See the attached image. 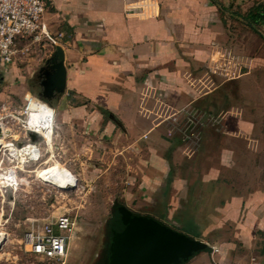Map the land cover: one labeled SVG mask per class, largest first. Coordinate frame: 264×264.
I'll return each mask as SVG.
<instances>
[{
	"label": "crops",
	"instance_id": "crops-1",
	"mask_svg": "<svg viewBox=\"0 0 264 264\" xmlns=\"http://www.w3.org/2000/svg\"><path fill=\"white\" fill-rule=\"evenodd\" d=\"M44 27L62 47L66 67L64 92L47 104L59 114L52 141L111 140L117 154L135 155L127 187L134 191L124 204L116 201L192 238L207 236L223 256L219 264L237 261L225 255L234 253L231 237L247 239L252 228L264 233L260 150L227 129L238 120L240 132L249 130L250 94L262 100L264 0H47ZM223 50L249 59L250 70L228 80L215 75L212 88L200 92L197 82ZM146 84L181 114L210 115L193 154L185 156L180 139L168 135V122L153 127L138 115ZM232 85L239 119L229 116ZM246 239L244 247H251ZM203 252L184 264H200Z\"/></svg>",
	"mask_w": 264,
	"mask_h": 264
},
{
	"label": "rangeland",
	"instance_id": "rangeland-1",
	"mask_svg": "<svg viewBox=\"0 0 264 264\" xmlns=\"http://www.w3.org/2000/svg\"><path fill=\"white\" fill-rule=\"evenodd\" d=\"M54 49L55 44L48 39L39 43L21 40L17 43V52L13 61L0 65V168L10 164L18 166L15 167L18 168L15 169L16 173L18 170L16 185L6 189L0 185V229L8 233V240L0 248V264H49L39 261L25 251L21 238L32 223L54 220L57 215L64 212L75 219V228L69 242L66 264H104L106 247L109 242L112 203L114 200H118L124 204L126 193L134 191L132 188H127L132 185V183H128V180H132L130 177L133 172L132 168L136 163H139V159L126 151L124 155L117 154L114 149L116 144L111 140H104L106 141L105 146H102L96 139L81 140L82 138H78V135H72L76 137L73 142L65 141L64 144L63 142L61 144L53 142L52 134L55 133L59 118V114L54 108L53 113L49 108L48 114L43 115L47 120L50 115H54L50 132L46 121L29 123L28 126L29 130L44 135L43 139L40 134L33 132L38 135L34 141L39 143L42 149L39 160L18 159L17 162L11 161L9 158L12 157L8 156L7 150L3 152L5 154L1 155L3 147L7 145V139L10 140L9 137L11 140L13 138L31 140L30 132L23 126L27 117L26 95L29 98V92L35 93L38 85V69L44 64L45 59L50 57ZM249 65L248 59L244 70H250ZM231 90L229 116L232 118L237 116L239 119L241 112L236 110L239 97H237V93L233 92L238 90L237 86L232 85ZM250 95L251 103L247 104V117L252 118V120H248L250 129L240 132L241 127L238 120L231 121L227 129L231 133L241 134L240 136L244 140H247L246 137H248L250 140V145L246 141L248 148L260 150L261 157L257 163L264 166V92L262 100L259 98L261 101L256 100L254 94ZM32 96L36 97L34 94ZM43 104L48 106L44 102ZM261 106L262 108H260ZM37 107L39 106L37 105ZM234 107L235 109H233ZM189 112L181 114L178 121L173 123L174 125L169 124L171 132L169 131L168 135L178 137L183 149H186L189 144L185 133L192 125V123L189 124L188 117L194 115V118H198L199 124L195 127L198 132L205 126L206 119L210 118V115L204 110L202 111L204 116L200 111L189 110ZM203 121L204 124H200ZM177 126H180L182 130L174 131ZM32 127L33 129H31ZM196 147L197 145L193 149ZM192 152L194 153V151ZM185 156L188 155L185 154ZM68 177L76 180L75 186L69 189L62 186ZM44 179H48L50 182ZM244 220L243 212L239 223ZM250 234L247 239L240 236L231 237L234 238L236 244L234 253L229 251L224 254L227 257L237 258L236 260L246 259L253 254H260L264 257V233L260 234L258 230L255 232V229L252 228ZM192 237L196 236L192 235ZM200 239L209 243L207 236ZM226 239L228 237L223 236L220 241L224 242ZM245 239L251 247H244ZM221 255L218 257L217 253L213 262L209 251H204L199 258L205 257V259L200 264H219L223 258Z\"/></svg>",
	"mask_w": 264,
	"mask_h": 264
},
{
	"label": "built area",
	"instance_id": "built-area-1",
	"mask_svg": "<svg viewBox=\"0 0 264 264\" xmlns=\"http://www.w3.org/2000/svg\"><path fill=\"white\" fill-rule=\"evenodd\" d=\"M46 9L47 0H0V65L13 61L14 55L17 52V43L21 40H29L32 43H39L45 39L53 41L52 36H50L44 27ZM210 61L211 64L205 76L197 82L200 92L212 88L214 85L213 76L215 75L220 76L224 80L239 76L243 72L244 67L247 66L248 59L237 60L229 50H223L222 53L218 52L217 56L211 58ZM35 99L37 98L35 97ZM26 100V115L28 117L30 98L27 95ZM188 112L189 110H185L183 113ZM137 113L141 117L148 119L153 127L165 122L175 124L181 115V111H176L155 91V88L147 84L141 88L139 93ZM27 117L23 126L31 132L27 127ZM194 117V115L188 117L189 124L192 123V125L189 131L185 133V137L189 139L187 141L189 144H187V148L185 149V154L187 155L194 151L193 148L197 145L199 139V132L195 129L199 124V120ZM200 124L203 123L201 122ZM168 129V132H171L170 127ZM177 130L181 131L182 128L177 126L174 131ZM9 139V141L7 139V145L3 147L1 155L5 154L3 152L7 150L8 156L12 157L9 158L11 161L15 160L17 162L18 159L36 161L41 157L42 149L36 141H31L28 138H24L23 140L13 138L11 140L9 137ZM19 141L20 144L18 143ZM14 153H17V156ZM15 167H18L17 164H10L7 167L0 168V176H2L0 178V185L2 188L6 189L16 185L18 170L16 173L15 169L18 168ZM74 228L75 219L70 214L64 212L57 215L54 220L32 223L25 230L21 242L24 245L25 251L39 261H45L49 264H66L69 242ZM210 246L211 258L214 262V256L219 251V248L215 245ZM232 264H264V260L257 255H250L246 259L237 260Z\"/></svg>",
	"mask_w": 264,
	"mask_h": 264
},
{
	"label": "water",
	"instance_id": "water-1",
	"mask_svg": "<svg viewBox=\"0 0 264 264\" xmlns=\"http://www.w3.org/2000/svg\"><path fill=\"white\" fill-rule=\"evenodd\" d=\"M44 74V78L41 75ZM38 99L52 107L50 100L60 96L66 86L64 51L57 45L37 72ZM32 141L37 134L30 132ZM20 144V142H18ZM2 245H0L1 248ZM211 246L172 229L151 216L132 212L124 205L112 209L106 258L109 264H184Z\"/></svg>",
	"mask_w": 264,
	"mask_h": 264
},
{
	"label": "bare ground",
	"instance_id": "bare-ground-1",
	"mask_svg": "<svg viewBox=\"0 0 264 264\" xmlns=\"http://www.w3.org/2000/svg\"><path fill=\"white\" fill-rule=\"evenodd\" d=\"M29 98H30V102L28 104V112H29V114H28V117H27V127L29 126V123H40V122L46 121L48 126H49L48 127L49 128L48 131L50 132L51 129H52V126H53V115H50L48 120L45 119V117H43V115H47L48 114L49 107L48 106H44L43 102H41L39 99L32 98L31 95L29 96ZM36 102H38L37 105L39 107H37ZM44 124H46V123H44ZM31 129H33V127ZM31 132H35L37 134H40L37 131H31ZM40 135L44 139V135L43 134H40ZM44 142L46 144H48L47 141L44 140ZM21 152H19V153H21ZM14 154L17 156V153H14ZM69 176H71V175H69ZM44 180L47 181V182H50L48 179L47 180L44 179ZM75 181L76 180L74 178L71 179V177H68L66 182H64V184H62V186L64 188L65 187L66 188L74 187L75 183H76ZM7 240H8V233L5 232L3 229H0V245H3Z\"/></svg>",
	"mask_w": 264,
	"mask_h": 264
},
{
	"label": "trees",
	"instance_id": "trees-1",
	"mask_svg": "<svg viewBox=\"0 0 264 264\" xmlns=\"http://www.w3.org/2000/svg\"><path fill=\"white\" fill-rule=\"evenodd\" d=\"M119 205H120V203H118L116 200H114L113 203H112L111 209H113L114 207L119 206ZM104 264H109L107 258L104 259Z\"/></svg>",
	"mask_w": 264,
	"mask_h": 264
},
{
	"label": "flooded vegetation",
	"instance_id": "flooded-vegetation-1",
	"mask_svg": "<svg viewBox=\"0 0 264 264\" xmlns=\"http://www.w3.org/2000/svg\"><path fill=\"white\" fill-rule=\"evenodd\" d=\"M42 78H44V74L41 75V78L40 79H42Z\"/></svg>",
	"mask_w": 264,
	"mask_h": 264
}]
</instances>
